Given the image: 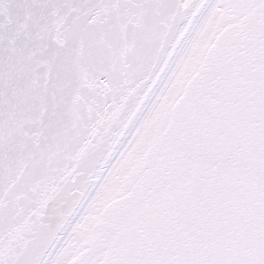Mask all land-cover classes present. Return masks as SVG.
Segmentation results:
<instances>
[{
  "label": "snow or ice",
  "instance_id": "1",
  "mask_svg": "<svg viewBox=\"0 0 264 264\" xmlns=\"http://www.w3.org/2000/svg\"><path fill=\"white\" fill-rule=\"evenodd\" d=\"M0 264H264V0H0Z\"/></svg>",
  "mask_w": 264,
  "mask_h": 264
}]
</instances>
